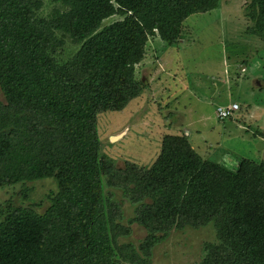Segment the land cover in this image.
<instances>
[{"label": "trees", "instance_id": "trees-1", "mask_svg": "<svg viewBox=\"0 0 264 264\" xmlns=\"http://www.w3.org/2000/svg\"><path fill=\"white\" fill-rule=\"evenodd\" d=\"M38 1L0 0V189L55 179L58 192L44 213L0 210V264H152L173 229L207 226L217 239L199 264H264V162L243 159L232 175L206 164L188 138L166 136L151 170L119 168L98 132L100 115L125 111L148 88L135 67L149 37L177 43L185 20L220 0H55L60 9L36 20ZM247 13L248 34L264 39V0H251ZM116 15L122 20L103 27ZM65 38L81 48L61 65L54 57ZM108 188L137 205L141 253L117 249L128 231L114 206L105 210Z\"/></svg>", "mask_w": 264, "mask_h": 264}, {"label": "rangeland", "instance_id": "rangeland-1", "mask_svg": "<svg viewBox=\"0 0 264 264\" xmlns=\"http://www.w3.org/2000/svg\"><path fill=\"white\" fill-rule=\"evenodd\" d=\"M38 3L39 8L36 5L32 12L36 20L49 18L60 9L55 0ZM250 3L220 0L217 10L187 18L173 45L162 41L157 31L149 37L144 59L135 67L136 80L148 86L144 95L125 111L102 114L98 121L102 153L117 167L130 163L151 170L166 136L188 138L206 164L223 166L232 175L237 176L243 159L264 162V39L248 34L254 27L247 15ZM114 6L118 8L116 3ZM120 20V16H112L103 21V27ZM64 43L54 57L61 65L76 61L81 48L69 38ZM0 102H6L1 89ZM233 103L241 111L232 120H218L217 106ZM112 137L117 139L112 141ZM53 192H58L55 179L0 189V210L6 214L10 208L28 207L41 208L44 213ZM104 196L106 212L114 206L120 216L117 223L128 231L117 238V249L131 245L141 253L147 232L132 223L137 205L120 190L108 188ZM216 239L213 226L173 229L154 249L152 264H199L205 244Z\"/></svg>", "mask_w": 264, "mask_h": 264}, {"label": "built area", "instance_id": "built-area-1", "mask_svg": "<svg viewBox=\"0 0 264 264\" xmlns=\"http://www.w3.org/2000/svg\"><path fill=\"white\" fill-rule=\"evenodd\" d=\"M239 107L237 105L228 106V107H219L217 110L218 118L221 120L228 119L238 111Z\"/></svg>", "mask_w": 264, "mask_h": 264}, {"label": "clouds", "instance_id": "clouds-1", "mask_svg": "<svg viewBox=\"0 0 264 264\" xmlns=\"http://www.w3.org/2000/svg\"><path fill=\"white\" fill-rule=\"evenodd\" d=\"M233 105H237V106L239 107V109H238V111H236V112L234 113V115H233L232 117H230V118H228V119H225V120H221V119L218 118V115H217V119L220 120V121H229V120H232V119L234 118V116H235L239 111H241V110H240V106H239L238 104H236V103L234 104V103H233V104H226V105H218L217 108H216V113H217V110H218L219 107H228V106H233ZM112 138H114V137H112Z\"/></svg>", "mask_w": 264, "mask_h": 264}, {"label": "bare ground", "instance_id": "bare-ground-1", "mask_svg": "<svg viewBox=\"0 0 264 264\" xmlns=\"http://www.w3.org/2000/svg\"><path fill=\"white\" fill-rule=\"evenodd\" d=\"M117 138H114L113 141H115Z\"/></svg>", "mask_w": 264, "mask_h": 264}, {"label": "water", "instance_id": "water-1", "mask_svg": "<svg viewBox=\"0 0 264 264\" xmlns=\"http://www.w3.org/2000/svg\"><path fill=\"white\" fill-rule=\"evenodd\" d=\"M114 138H115V137H114ZM114 138H112V141H113Z\"/></svg>", "mask_w": 264, "mask_h": 264}]
</instances>
